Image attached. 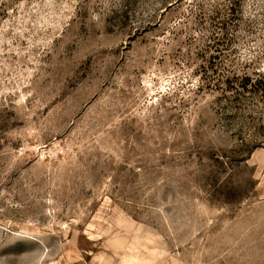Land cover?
Segmentation results:
<instances>
[{"label":"rangeland","instance_id":"374dc122","mask_svg":"<svg viewBox=\"0 0 264 264\" xmlns=\"http://www.w3.org/2000/svg\"><path fill=\"white\" fill-rule=\"evenodd\" d=\"M259 80L264 0H0V264H264Z\"/></svg>","mask_w":264,"mask_h":264},{"label":"trees","instance_id":"16d2710c","mask_svg":"<svg viewBox=\"0 0 264 264\" xmlns=\"http://www.w3.org/2000/svg\"><path fill=\"white\" fill-rule=\"evenodd\" d=\"M258 89H260V91L264 92V84L260 80L258 81ZM262 96L264 97V93L262 94Z\"/></svg>","mask_w":264,"mask_h":264}]
</instances>
